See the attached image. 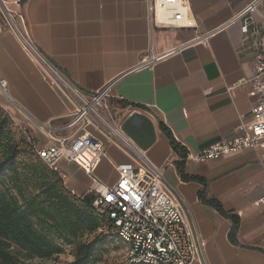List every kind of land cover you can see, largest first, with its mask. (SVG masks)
<instances>
[{
  "label": "crops",
  "instance_id": "1",
  "mask_svg": "<svg viewBox=\"0 0 264 264\" xmlns=\"http://www.w3.org/2000/svg\"><path fill=\"white\" fill-rule=\"evenodd\" d=\"M253 1L186 0L185 25L170 28L157 23L158 15L149 20L148 0H21L8 5L36 49L68 82L85 93L112 83L105 102L117 126L133 113L150 120L153 143L145 150L134 144L153 165L164 168L187 222L204 243V264H264L263 150L196 159L210 145L237 136L236 127L250 121L257 100L250 85L227 91L253 74L254 51L244 41L240 23L204 42L196 39ZM257 10L264 15V0ZM252 17L260 23L256 13ZM260 42L264 53V36ZM0 81L6 82L0 107L13 127L31 138L35 151L47 142L40 125L58 129V137L73 133L59 128L70 121L74 103L45 78L5 28H0ZM88 131L102 144L94 174L106 186L113 185L116 167L129 164L130 157ZM59 174L77 197L92 182L76 163L61 162Z\"/></svg>",
  "mask_w": 264,
  "mask_h": 264
},
{
  "label": "built area",
  "instance_id": "2",
  "mask_svg": "<svg viewBox=\"0 0 264 264\" xmlns=\"http://www.w3.org/2000/svg\"><path fill=\"white\" fill-rule=\"evenodd\" d=\"M18 0H0V28L8 29L17 38L21 49L34 59L52 85L61 90L74 103L70 121L59 128L73 131L69 136L58 137L50 125H40L47 142L36 150L38 159L51 171L59 173L61 162L76 163L92 177L87 194L91 198L94 212L101 217L108 231L122 242L126 250V262L132 264H204V243L196 237L187 222L184 207L164 178V168L153 165L136 147L131 139L112 119L105 102L112 83L93 93H85L68 82L59 71L36 49L27 33L21 28L17 16L8 5ZM254 0L243 11L198 42L206 41L216 31L235 22L241 25L244 41H250L254 51L253 74L227 88L250 85L251 94L257 96L252 106L251 119L240 121L236 127L238 135L210 145L196 158L217 159L248 149H262L264 161V53L261 38L264 36V15L259 13ZM149 20L153 15L160 19L161 27H176L184 22L186 0H148ZM259 16L260 23L252 14ZM188 25V24H187ZM6 82L0 81V91L5 94ZM124 151L130 163L116 167L117 181L110 186L103 184L94 174V164L103 155L102 144L93 133ZM264 203V197L261 199Z\"/></svg>",
  "mask_w": 264,
  "mask_h": 264
},
{
  "label": "trees",
  "instance_id": "3",
  "mask_svg": "<svg viewBox=\"0 0 264 264\" xmlns=\"http://www.w3.org/2000/svg\"><path fill=\"white\" fill-rule=\"evenodd\" d=\"M160 127L185 158V151ZM32 150L34 161H19L22 151L13 122L0 107V264H24L12 246L39 259H50L64 247H73V260L67 264H96L105 243V237L96 232L101 227L108 230L103 217L94 212L87 193L73 195L61 175L48 169ZM84 236L87 240L79 241Z\"/></svg>",
  "mask_w": 264,
  "mask_h": 264
},
{
  "label": "rangeland",
  "instance_id": "4",
  "mask_svg": "<svg viewBox=\"0 0 264 264\" xmlns=\"http://www.w3.org/2000/svg\"><path fill=\"white\" fill-rule=\"evenodd\" d=\"M117 120L118 117H115ZM16 141L21 147V156L19 161H34L35 152L31 147L32 141L23 129L13 127ZM64 181V180H63ZM101 233L105 237V243L101 249V259L96 264H124L126 263V246L112 235L105 227L97 230L96 234ZM91 239V238H90ZM87 240L84 236L79 241ZM89 240V238H88ZM11 250L15 257L24 264H67L73 260V247H64V251L50 259H39L36 257H28L19 248L12 246Z\"/></svg>",
  "mask_w": 264,
  "mask_h": 264
},
{
  "label": "water",
  "instance_id": "5",
  "mask_svg": "<svg viewBox=\"0 0 264 264\" xmlns=\"http://www.w3.org/2000/svg\"><path fill=\"white\" fill-rule=\"evenodd\" d=\"M120 128L142 150L150 146L155 139L152 123L140 113L130 115L121 124Z\"/></svg>",
  "mask_w": 264,
  "mask_h": 264
}]
</instances>
